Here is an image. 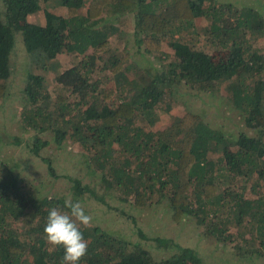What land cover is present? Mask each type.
I'll return each instance as SVG.
<instances>
[{"label":"trees","instance_id":"1","mask_svg":"<svg viewBox=\"0 0 264 264\" xmlns=\"http://www.w3.org/2000/svg\"><path fill=\"white\" fill-rule=\"evenodd\" d=\"M260 1L0 0V264H61L63 249L46 243L43 228L51 208L68 211L69 197L83 207L96 199L132 221V209L163 204L174 222L211 237V251L231 256L221 262L264 264ZM40 10L43 22L32 21ZM17 42L25 60L14 63ZM132 45L158 61L137 66ZM13 93L19 108L9 114L4 103ZM200 93L226 99L237 131L214 127L191 108L157 126L162 104ZM74 143L95 192L79 174L58 175L55 157L43 154ZM8 144L17 151L8 154ZM30 157L44 163L51 185L24 172ZM59 177L68 193L53 190ZM81 231L88 249L80 264H218L138 228L154 243L93 224Z\"/></svg>","mask_w":264,"mask_h":264},{"label":"rangeland","instance_id":"2","mask_svg":"<svg viewBox=\"0 0 264 264\" xmlns=\"http://www.w3.org/2000/svg\"><path fill=\"white\" fill-rule=\"evenodd\" d=\"M237 4H249L250 6H255V0H231ZM264 5V0L260 1L259 5ZM264 12V7L261 8ZM34 22H43V13L42 10L31 14L29 17ZM198 26L203 23L201 17H197ZM115 38V37H114ZM132 43V42H130ZM14 50L13 62L16 63L18 61L22 62L25 60L24 51L21 45H18ZM133 50V58L137 66L144 67L150 63L155 64L158 60L154 57L148 59L147 56H142V54L138 53L135 50V46L132 45ZM163 50L165 54H167V59L172 57V48L168 41L164 42ZM163 55V54H162ZM16 67V66H15ZM141 69V68H138ZM17 72L22 73V68L16 67ZM19 78H16L13 81V84L18 82ZM18 87L14 86L13 92H16ZM220 92H222L220 90ZM187 94H183L181 98L185 99ZM214 97H217L214 99ZM188 102H170L167 106L162 104V109L158 111V120L157 126H164L174 115L180 113L186 108H191L200 112L206 120H208L214 127H222L224 129L233 128V130L237 131L236 126L234 124L237 123V116H234V112L231 106H224L226 99L220 95H212L211 93H200L198 96L190 95L187 99ZM18 96L16 94H12L7 101L4 103V108L8 110L9 114H15L17 109L19 108L18 104ZM223 106V108H222ZM17 123L14 125V129ZM12 131V129H11ZM8 147V148H7ZM6 149H8V154L12 151H17L18 147L15 144H8ZM53 155L55 157V169L58 175L63 174H79L83 182H88L93 189V192L97 191V181L89 176L86 172V168L84 167L83 157L80 156L81 148L78 143H74V145H64L61 149H50L43 151V154ZM32 157V156H31ZM28 159L27 167L24 170L26 174H28L31 178L35 179V182L40 183L42 180L43 183L47 185H51L49 182V175L46 173V169L44 168V163L38 158ZM12 159V157H8V160ZM59 182V183H58ZM57 182V186L53 187V190L58 193L69 192V188L67 187V181L64 178L59 177ZM109 195H106V198ZM112 204H118V199L115 196H109L107 198ZM84 208L86 209V214L92 217V222L90 224L99 225L104 230L114 235H121L127 238L130 241H138L144 244H153V239L142 238V236L138 233L137 228L144 231L149 236H160V237H168L173 239L174 241L180 243L183 246L191 247L192 249H196L197 253L200 255H205V260L213 259L214 262H218V264H225L226 262H221L225 260L227 257H231L230 255H226V252L221 250L211 251L213 249V239L211 237L202 236L198 231V228L194 224L189 221L185 222H174L169 217V213L166 212L165 206L163 204H159L153 207H150L148 211L138 212L137 209H132L131 212L135 217V220L124 219L122 217H118L117 213L108 210L103 203L99 202L96 199L90 198L87 202L84 203ZM209 254V256H207Z\"/></svg>","mask_w":264,"mask_h":264},{"label":"clouds","instance_id":"3","mask_svg":"<svg viewBox=\"0 0 264 264\" xmlns=\"http://www.w3.org/2000/svg\"><path fill=\"white\" fill-rule=\"evenodd\" d=\"M64 207L68 211L57 207L49 210L43 234L51 248L63 249L61 264H80L88 249L81 226L87 227L92 222V217L86 214L78 200L73 201L71 197L65 200Z\"/></svg>","mask_w":264,"mask_h":264}]
</instances>
